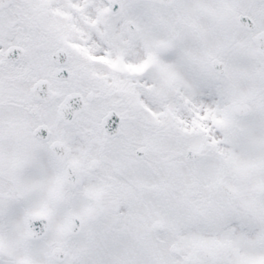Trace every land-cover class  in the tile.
<instances>
[{"label":"snow or ice","instance_id":"obj_1","mask_svg":"<svg viewBox=\"0 0 264 264\" xmlns=\"http://www.w3.org/2000/svg\"><path fill=\"white\" fill-rule=\"evenodd\" d=\"M0 264H264V0H0Z\"/></svg>","mask_w":264,"mask_h":264}]
</instances>
